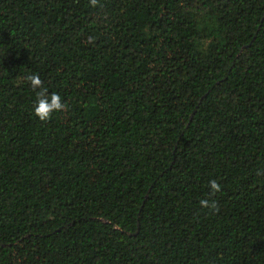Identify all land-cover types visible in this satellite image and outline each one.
<instances>
[{
  "label": "trees",
  "instance_id": "1",
  "mask_svg": "<svg viewBox=\"0 0 264 264\" xmlns=\"http://www.w3.org/2000/svg\"><path fill=\"white\" fill-rule=\"evenodd\" d=\"M100 5L0 0V264H264V0Z\"/></svg>",
  "mask_w": 264,
  "mask_h": 264
},
{
  "label": "clouds",
  "instance_id": "2",
  "mask_svg": "<svg viewBox=\"0 0 264 264\" xmlns=\"http://www.w3.org/2000/svg\"><path fill=\"white\" fill-rule=\"evenodd\" d=\"M89 4L92 7L102 6L100 5V0H89ZM27 82H29L31 88L33 90L39 89L37 91V100L35 102L33 112L36 117L42 122L48 121L51 118L52 113L66 110V105L61 102V97L57 93H51L50 95L47 91L42 87V80L40 79L38 74L32 73L26 75L24 78ZM210 191L209 196H213L216 192L221 190L220 184L216 180H210L208 182ZM201 207L216 209L217 204L215 200L201 199L199 201Z\"/></svg>",
  "mask_w": 264,
  "mask_h": 264
}]
</instances>
